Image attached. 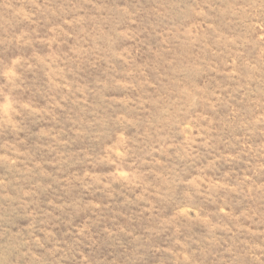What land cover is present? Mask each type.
<instances>
[{
  "label": "rangeland",
  "instance_id": "obj_1",
  "mask_svg": "<svg viewBox=\"0 0 264 264\" xmlns=\"http://www.w3.org/2000/svg\"><path fill=\"white\" fill-rule=\"evenodd\" d=\"M0 264H264V0H0Z\"/></svg>",
  "mask_w": 264,
  "mask_h": 264
}]
</instances>
